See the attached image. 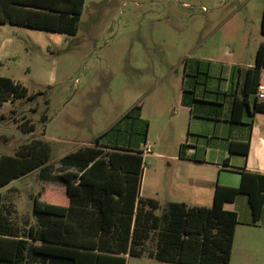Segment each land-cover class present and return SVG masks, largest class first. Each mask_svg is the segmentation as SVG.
Returning <instances> with one entry per match:
<instances>
[{
	"label": "rangeland",
	"instance_id": "obj_1",
	"mask_svg": "<svg viewBox=\"0 0 264 264\" xmlns=\"http://www.w3.org/2000/svg\"><path fill=\"white\" fill-rule=\"evenodd\" d=\"M263 2L85 0L74 35L9 29L0 75L18 81L28 94H39L0 105V155H13L20 144L41 139L50 146L47 171L56 173L61 156L96 138L141 150L149 146L139 186L145 194L152 187L150 169L173 165L180 144L194 138L187 134L189 114L180 105L182 86H225L232 62L254 66L256 48L264 43ZM184 64L201 68L188 72ZM24 121L33 124L31 132L20 129ZM38 191L66 197L61 184L41 180L38 170L0 188L19 226L35 223L32 204ZM155 238L153 233L148 248ZM126 264L173 263L129 256Z\"/></svg>",
	"mask_w": 264,
	"mask_h": 264
},
{
	"label": "trees",
	"instance_id": "obj_2",
	"mask_svg": "<svg viewBox=\"0 0 264 264\" xmlns=\"http://www.w3.org/2000/svg\"><path fill=\"white\" fill-rule=\"evenodd\" d=\"M84 1L0 0V24L74 35ZM260 29L264 35V2ZM263 68L264 43H259L254 66L239 69L241 96L232 102V121L240 120L250 96V115L264 112V102L255 96ZM37 94L0 76V105L32 100ZM19 127L23 132L33 130L25 121ZM248 147V141H231L229 151L246 155ZM49 158L48 142L37 138L20 144L13 155H0V187L38 169L41 180L62 183L66 196L57 199L38 191L32 204L35 223L19 226L0 195V264H126L129 256L176 264H229L237 214L223 204L245 194L253 222L264 206V173L236 168L239 185L216 186L210 206L169 202L158 215L155 200L138 196L140 145L99 143L96 138L61 156L53 174L47 171ZM153 233L154 246L148 248ZM28 253L37 261H28Z\"/></svg>",
	"mask_w": 264,
	"mask_h": 264
},
{
	"label": "crops",
	"instance_id": "obj_3",
	"mask_svg": "<svg viewBox=\"0 0 264 264\" xmlns=\"http://www.w3.org/2000/svg\"><path fill=\"white\" fill-rule=\"evenodd\" d=\"M17 28L18 26L0 24V56L4 44L11 40L7 32ZM240 67L245 69L253 66L241 60L232 62L229 66V83L225 86H196L194 82L182 86L180 105L189 114L187 134L194 138L186 137L185 142L180 144L177 154L172 157L175 161L173 165L167 164V169H150L152 187L147 189L145 194H140L139 188L143 167L140 173L138 196L155 200L160 211L169 202H180L188 206H210L216 186L239 185L240 173L236 168L264 173V112H254L250 115V96L249 105L244 108L240 120L232 121L230 118L232 102L241 96ZM200 68L198 64L189 67L184 64V69L188 72H199ZM209 70L210 68H207L205 72L211 76ZM147 131L143 141L145 144ZM231 141H248L247 154L231 153ZM149 151L152 152L151 147ZM10 183L11 181L6 185ZM59 184L64 187L62 183ZM223 207L237 214L229 264H264V206L256 222L252 221L245 194H237L233 201L225 202ZM26 258L28 261H37V257L31 253H28Z\"/></svg>",
	"mask_w": 264,
	"mask_h": 264
},
{
	"label": "built area",
	"instance_id": "obj_4",
	"mask_svg": "<svg viewBox=\"0 0 264 264\" xmlns=\"http://www.w3.org/2000/svg\"><path fill=\"white\" fill-rule=\"evenodd\" d=\"M255 96L259 101L264 102V68L260 72V81H259V84L257 86ZM148 150H149V146H147L146 150H143V151L146 152Z\"/></svg>",
	"mask_w": 264,
	"mask_h": 264
}]
</instances>
